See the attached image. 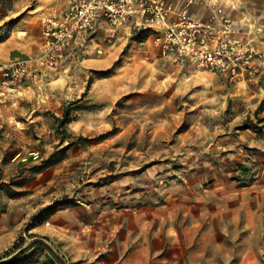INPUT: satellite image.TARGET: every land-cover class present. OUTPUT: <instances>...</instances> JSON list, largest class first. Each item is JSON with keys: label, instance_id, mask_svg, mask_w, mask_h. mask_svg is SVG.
I'll return each instance as SVG.
<instances>
[{"label": "rangeland", "instance_id": "374dc122", "mask_svg": "<svg viewBox=\"0 0 264 264\" xmlns=\"http://www.w3.org/2000/svg\"><path fill=\"white\" fill-rule=\"evenodd\" d=\"M66 2L0 0V59L35 55ZM263 18L233 20L260 45ZM139 33L98 30L78 62L0 88V261L29 247L25 264H58L41 239L68 264H264V217L249 228L245 208L264 189V75L226 83Z\"/></svg>", "mask_w": 264, "mask_h": 264}, {"label": "built area", "instance_id": "2783aa9c", "mask_svg": "<svg viewBox=\"0 0 264 264\" xmlns=\"http://www.w3.org/2000/svg\"><path fill=\"white\" fill-rule=\"evenodd\" d=\"M67 0L64 9L42 19V42L35 55L0 59V88L22 85L42 70H57L85 55L93 35L102 30L113 43L123 28L151 30L154 45L171 62L210 72L233 85L257 80L264 72V50L257 31L240 32L233 18L215 6L207 18L196 14L195 0Z\"/></svg>", "mask_w": 264, "mask_h": 264}, {"label": "crops", "instance_id": "0c3cea01", "mask_svg": "<svg viewBox=\"0 0 264 264\" xmlns=\"http://www.w3.org/2000/svg\"><path fill=\"white\" fill-rule=\"evenodd\" d=\"M183 2H184V0H177L176 1V7H180ZM249 2H250V4H249L248 8H246V9H244V7L242 6L243 5L242 3H234V7H233V5H229L227 7L228 15H230L233 19L237 20L238 22H242V21L246 20L247 18L253 17V16L262 15L264 17V7H263L264 3L261 2L260 0H251ZM235 5H237V6H235ZM192 10L196 14H198L204 18H207L209 15L208 12L205 10V8H203L199 5H198V7L193 6ZM263 21H264V18H263ZM262 45L264 46V40L262 41V43L260 45H258L260 49L264 50ZM263 75H264V72L260 77H262ZM255 81H253V82H255ZM3 89L5 90V89H7V87H3ZM251 186H255V184H252ZM241 193H244V191ZM249 193H250V195H249L250 203H249V205L245 206V208L248 212V216L251 215V218H247V225L249 228H252L255 226L260 228L256 223V217L257 216H259V217L263 216L264 217V203L262 204L263 205V211L259 212L261 210V207H260L261 206V204H260L261 200H256L255 198L260 197V196L264 198V189H261V188L249 189ZM243 207H244V205H243ZM258 221H260V220H258ZM263 228H264V226H263ZM139 261H140V259H137L136 264H141V262H139ZM126 264H131V263L127 262Z\"/></svg>", "mask_w": 264, "mask_h": 264}, {"label": "trees", "instance_id": "16d2710c", "mask_svg": "<svg viewBox=\"0 0 264 264\" xmlns=\"http://www.w3.org/2000/svg\"><path fill=\"white\" fill-rule=\"evenodd\" d=\"M143 33H144V31H140L139 35H142ZM70 121H71V110H70V108H68L64 111L62 117L59 119V123H60L61 127H65ZM247 127L254 130L255 132H258L260 130V128L257 127L256 125H251V126H247ZM64 135H65L66 139L71 137L66 129L64 130ZM32 244H33L32 246L38 244V245L46 248L52 254V256L54 257V259L56 260V262L58 264H68L57 252H55L53 250V248L51 246H49L47 243L43 242L41 239H37V240L33 241ZM28 248L29 247H26L25 250L20 251L19 253L15 254L14 256H12L11 258H9L7 260L0 261V264H25V261H27V260H20V257H21V255L24 254V252ZM29 263H32V262L30 261ZM29 263H27V264H29Z\"/></svg>", "mask_w": 264, "mask_h": 264}, {"label": "bare ground", "instance_id": "6f19581e", "mask_svg": "<svg viewBox=\"0 0 264 264\" xmlns=\"http://www.w3.org/2000/svg\"><path fill=\"white\" fill-rule=\"evenodd\" d=\"M198 5H199L198 3H194V5H193V6H194V7H198Z\"/></svg>", "mask_w": 264, "mask_h": 264}]
</instances>
